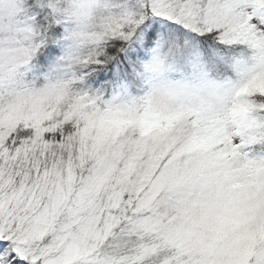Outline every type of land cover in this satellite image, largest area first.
Wrapping results in <instances>:
<instances>
[{
  "label": "snow or ice",
  "instance_id": "obj_1",
  "mask_svg": "<svg viewBox=\"0 0 264 264\" xmlns=\"http://www.w3.org/2000/svg\"><path fill=\"white\" fill-rule=\"evenodd\" d=\"M0 264H264V0H0Z\"/></svg>",
  "mask_w": 264,
  "mask_h": 264
}]
</instances>
